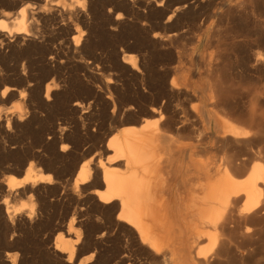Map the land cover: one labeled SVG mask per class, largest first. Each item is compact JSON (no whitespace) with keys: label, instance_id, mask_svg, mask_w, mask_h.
<instances>
[{"label":"bare ground","instance_id":"1","mask_svg":"<svg viewBox=\"0 0 264 264\" xmlns=\"http://www.w3.org/2000/svg\"><path fill=\"white\" fill-rule=\"evenodd\" d=\"M133 1L115 0L114 9H131ZM165 1L152 0V4L159 8ZM198 1L176 5L163 24L193 16L202 7ZM224 1L214 16L230 3ZM85 3L41 0L35 6L26 2L11 18L9 11H3L0 57L9 59L16 50L27 54L36 48L33 12L45 27L59 21L57 30L68 39L66 47L59 50L62 57L76 51L91 52L82 39L88 24ZM120 19L117 13L111 28L117 27ZM151 37L154 40L156 36ZM48 59H53L52 54ZM120 61L128 71L142 72L135 55L124 53ZM212 77L204 78L195 91L181 88L176 78L166 80L171 103L173 99L185 103L173 106L168 116L161 111L166 107L160 105L140 110V116L131 118L135 106L122 108L114 104L112 95L103 98L92 91V101H70L57 115L64 118L46 129L42 127L46 120L39 118L32 100L27 99V110L22 106L26 88L17 89L7 84L9 79L0 80V100H11L17 92L15 102L3 114V126L0 115V132L18 136L13 144L20 146V155L16 153L8 165L19 176H6L0 187L1 209L9 225L40 226L44 221L37 224L35 199L45 204L41 190H47L64 194L53 206L57 218L51 231L55 236L47 255L64 264H73L82 252L88 255L75 264H110L115 257L104 248L110 241L121 243L115 264H264V84L256 82L258 89L253 88L247 101L241 102L245 113L236 118L228 111L238 110L239 101L225 89L224 79ZM52 88L45 83L42 94H37L48 116L58 109L52 103ZM98 104L110 106V110L99 111ZM120 114L129 115L122 121L128 126L117 130ZM98 118H102L100 126L94 124ZM93 126L102 130L103 136L89 143L85 138ZM177 137L186 140L175 142ZM43 161H47L46 172L39 166ZM52 170L56 171L53 178L47 173ZM45 220L41 226H51L54 221ZM111 228L117 233L111 234ZM6 247L13 252H5L0 263L16 264L15 245Z\"/></svg>","mask_w":264,"mask_h":264},{"label":"rangeland","instance_id":"2","mask_svg":"<svg viewBox=\"0 0 264 264\" xmlns=\"http://www.w3.org/2000/svg\"><path fill=\"white\" fill-rule=\"evenodd\" d=\"M78 1L81 2L82 0ZM197 1L166 0L161 7L155 8L152 0H134L131 9L123 7L115 10V0H92V2L85 0L86 22L88 24L84 29L81 27L85 31L82 39L87 41V44L91 47V52L89 49L83 51L84 53L80 51L71 52L66 59L58 54L60 49L66 47V40H68L57 30L59 21L56 20L53 24L45 27L43 22L38 19L36 13L33 12L35 10L33 9L32 12L34 14L32 13V15L37 20H35L34 24L36 36L33 40L38 44V48L36 46L37 49L34 48L33 51L27 54L16 50L13 53L14 57H11L13 59L7 58L3 60L0 57V80L9 79L7 84L13 85L17 89L26 88L27 97L22 106L27 110V102L32 100L31 102L35 112L39 114V118L46 120L42 125L45 129L50 124L56 125L58 119L64 118V116L61 117L59 115L60 117H57V115L60 114V110L66 109V105L69 106L76 99L86 100L84 103H87L91 100L93 92L102 95L101 97L112 95L114 104L120 105L122 108L123 106H135L132 112L133 116L131 114L130 116H121L120 114L116 118L117 125L121 123V125H118L117 130H120L123 126H128L127 123L122 122L125 118H128V116L131 118L135 116L134 118H136L141 115L139 112L151 106L155 108L160 105L166 107V109L161 111L168 116L171 114L170 111L173 106L185 104L181 99L176 102L173 99L174 101L171 103V99L167 96L168 85H166L170 78H176L181 88L195 91L204 84V78L210 79L213 75L212 78L219 76L224 79L225 89L233 97L236 96L235 98L239 101V111L229 110L228 112L236 118L237 116L241 117L245 113L243 112L245 108L241 106V102L245 103L247 101L251 92H254L252 91L253 88L258 89L256 88L257 81H261L264 84V0H228L230 3L225 6L226 8H223L224 11L222 9L219 12L217 17L214 16L215 10L224 0H203L204 2L199 0L198 2L202 4V7H199L193 13V16L187 15L184 17V15L176 21L172 20V22L163 24L173 7L182 3L191 2L193 4ZM26 2L38 6L41 0H15L14 2L0 0V14L3 11H9L10 18L15 17L17 9ZM117 13L121 14L120 24L115 28H111ZM152 34L156 36L154 40L151 37ZM4 49L3 47L2 50ZM6 53H9L8 49H6ZM124 53L136 56L137 65L142 70L141 73L136 75L126 69L120 61ZM51 54L53 59L49 60L48 56ZM204 65L208 68L204 69ZM214 68L216 73L212 70ZM45 83L53 85L52 94H55V99L53 98L52 103L57 105L58 108L49 116L46 112L44 113L42 105L37 98L38 95L42 94ZM27 84H29L28 87ZM262 92L264 93V89ZM16 93V91L13 92L14 98L11 100H0L2 126L4 125L3 114L6 115L7 109L15 102ZM263 98L264 94L261 100L264 105ZM70 101L72 102L70 103ZM35 106H37L38 110ZM96 107L99 111L105 108L102 104H98ZM105 110L108 112L110 106L106 107ZM155 117L157 115L153 116V118ZM94 124L100 126L102 118H98ZM97 126L89 129L90 136L85 138L89 143L96 142L103 136L102 130L98 131ZM15 136L11 132L9 135L6 134V136L0 132V187H3L2 184L6 176H19L11 166L8 167L15 154L20 155V146L17 147V144H13V142L19 140V137ZM104 138L106 139L107 137ZM181 138L173 139H176L175 142L186 140ZM12 146H14V150ZM10 148L12 149L10 150ZM1 149H4V151ZM15 150L16 152H14ZM238 153L240 151L236 154L239 155ZM46 162L43 161L39 164L42 172H46L44 170L47 165ZM54 172L56 171H47L52 178L56 175ZM41 193L46 196L45 202H47L44 204L38 197L36 198L37 200L35 199L37 204L36 219H38L36 221L42 219L41 222H45V218L51 219L50 221L54 220L51 226H41L44 222L41 223L39 221L37 224L41 223L40 226L34 224L30 229L29 227L16 224V222L12 228L2 212V205L0 204V259L5 252H13L6 247L9 244L15 245V251L18 253L16 264H64L62 260L47 256L52 252V237L55 236V233L51 231L57 218L55 217L57 214L54 216V207L57 205L59 198L64 197V194H55L47 190L45 192L41 190ZM24 200H22L23 205L28 203L26 200V202H23ZM45 208L47 212L44 211ZM51 217L54 218L52 219ZM114 230V228H111V234L117 233V230ZM104 248L111 251L110 256L112 258L115 257L109 263L115 264L119 255L118 250L121 249V243L106 242ZM112 253L117 254L115 256ZM86 255H88L86 252L80 253L73 264ZM96 256L97 254H95L93 260L96 259Z\"/></svg>","mask_w":264,"mask_h":264}]
</instances>
